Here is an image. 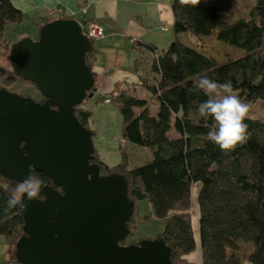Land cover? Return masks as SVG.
Returning <instances> with one entry per match:
<instances>
[{
    "label": "trees",
    "instance_id": "obj_1",
    "mask_svg": "<svg viewBox=\"0 0 264 264\" xmlns=\"http://www.w3.org/2000/svg\"><path fill=\"white\" fill-rule=\"evenodd\" d=\"M171 9L173 39L151 59L154 76L143 81L148 96L122 90L110 99L122 115V138L146 150L147 158L128 166L130 151L120 146V160L108 165L96 149L93 153L101 173L124 175L127 195L134 202L129 233L121 243L148 238L143 233L134 236L140 225L135 218L141 216L138 202L146 199L149 209L145 215L163 225L150 238L165 240L173 264H196L186 257L196 248L191 223L192 191L196 186L201 264H264V121L247 115L246 141L231 151H222L207 138L215 121L201 117L197 111L199 103L208 97L203 92H189L197 77L206 73L219 83L231 81L242 100L264 102V0H255L246 17L230 19L209 0H200L196 6L171 0ZM23 17L11 0H0V55L12 44L5 37L6 26L21 22ZM50 20L33 21L36 31L31 36L37 38L40 25ZM183 31L198 39L215 33L244 53L217 62L212 55L182 42L178 34ZM95 51L93 46L86 54L91 69ZM3 70L0 66V72ZM1 78L0 86L7 88L4 83L14 81V87L7 89L24 96L31 95L23 94L20 87L31 83L39 92L38 98L31 97L45 100L34 83L16 74ZM90 92L74 106V114L93 135V113L86 105L91 100ZM150 96L155 97V111L150 108ZM32 173L39 175L44 185L53 184L42 171L34 169ZM16 184L15 179L0 176V236L7 242V257L15 262V244L24 233L23 217L18 207L7 208V200Z\"/></svg>",
    "mask_w": 264,
    "mask_h": 264
},
{
    "label": "water",
    "instance_id": "obj_2",
    "mask_svg": "<svg viewBox=\"0 0 264 264\" xmlns=\"http://www.w3.org/2000/svg\"><path fill=\"white\" fill-rule=\"evenodd\" d=\"M92 40L77 21L58 17L9 48L16 75L34 83L42 102L0 86V176L17 182L34 169L51 178L40 200L27 201L15 244L20 264H173L162 237L121 243L134 202L118 172L93 162L92 132L74 106L96 87L86 54ZM43 201V202H42Z\"/></svg>",
    "mask_w": 264,
    "mask_h": 264
},
{
    "label": "crops",
    "instance_id": "obj_3",
    "mask_svg": "<svg viewBox=\"0 0 264 264\" xmlns=\"http://www.w3.org/2000/svg\"><path fill=\"white\" fill-rule=\"evenodd\" d=\"M11 1L25 16L23 23L33 27H36L33 22L35 20L55 19L67 16L81 6L88 7L90 15L103 30V37L92 42L96 50L92 60L96 87L94 93L102 95L99 97H103V101L107 96L112 97L122 90L144 97L142 95L146 93L143 81L154 76L150 71V63L156 55V45L160 44L165 48V44L173 38H163L158 33V28L160 31H167L161 29L163 25L169 26L170 29L172 27L171 0ZM58 7L62 9V14L56 11ZM150 47H155V50ZM194 238L196 248L186 257L196 264H201L198 232Z\"/></svg>",
    "mask_w": 264,
    "mask_h": 264
},
{
    "label": "rangeland",
    "instance_id": "obj_4",
    "mask_svg": "<svg viewBox=\"0 0 264 264\" xmlns=\"http://www.w3.org/2000/svg\"><path fill=\"white\" fill-rule=\"evenodd\" d=\"M216 4L219 10L228 18H234L239 16H247V11L251 5L255 3V0H209ZM25 16L21 22L15 24H9L5 28V37L8 41L12 43L17 39L23 36H31L33 32L36 31L35 27L32 25L24 24ZM165 26V25H163ZM169 29V30H168ZM166 32L160 31L158 28V33L161 37H173V31L167 26ZM179 39L195 48L200 49L206 55H212L217 62L226 61L229 58H236L244 53L241 48L230 45L220 39H218L215 33H210L205 36H201V39H198L196 36L192 35L190 32L183 31L178 34ZM173 39V38H172ZM170 39V41L172 40ZM169 41V42H170ZM168 42V43H169ZM167 43V45H168ZM158 44V43H157ZM165 44L164 47L167 46ZM157 52H162L163 46L158 44L156 45ZM0 66L5 68L2 72H0V83H3L2 76L3 75H15L13 73V67L10 61L9 49H6L0 55ZM154 75V74H153ZM7 88H13L16 83L6 82L4 83ZM20 91L23 94L29 93L32 97L38 98L39 92L36 90L31 83L22 85L20 87ZM134 95L141 96L140 94L134 93ZM102 95H98V93H94L89 102L87 101L86 105L89 109L92 110V122H90L91 129L94 130V134L92 135V140L94 147L99 155V157L108 165H114L120 160V146H124L129 152V160L131 166L133 163L142 162L147 158L146 150L138 147L131 146L127 144V142L122 138V115L119 111L118 106L114 101L110 100V103H105L103 101V97H99ZM147 97L146 95H142ZM111 99V97H110ZM154 96H150V108L155 111L154 107ZM249 104V112L247 115L251 117H259L264 121V102L261 100H252L247 101ZM195 194H196V186L192 191V207L191 211H194L191 217V223L193 228V233L197 232V213L196 204H195ZM140 214L141 216L135 217L136 223H139V229H137L135 233V237L140 233H143L146 237H152L156 231H160L163 228L161 223H157L156 219L149 218V216L145 215L148 213V203L146 199H141L139 202ZM145 227V228H144ZM7 242L3 236H0V264H20L19 262H15L13 260H9L6 254L7 250ZM5 261V262H3ZM3 262V263H2Z\"/></svg>",
    "mask_w": 264,
    "mask_h": 264
},
{
    "label": "clouds",
    "instance_id": "obj_5",
    "mask_svg": "<svg viewBox=\"0 0 264 264\" xmlns=\"http://www.w3.org/2000/svg\"><path fill=\"white\" fill-rule=\"evenodd\" d=\"M182 4L196 6L200 0H181ZM189 92H203L208 99L199 103L197 111L205 119L211 117L215 126L207 132V138L222 151H231L247 139V124L244 123L249 112V104L242 100L234 91L231 81L219 83L206 73L195 80ZM45 187L43 179L29 173L17 182L7 200V208L25 210L27 201L40 200ZM43 202V201H42Z\"/></svg>",
    "mask_w": 264,
    "mask_h": 264
},
{
    "label": "built area",
    "instance_id": "obj_6",
    "mask_svg": "<svg viewBox=\"0 0 264 264\" xmlns=\"http://www.w3.org/2000/svg\"><path fill=\"white\" fill-rule=\"evenodd\" d=\"M56 11L59 14L63 13L60 7L56 8ZM62 17H69L75 19L81 28V32L88 38H90L92 41L103 37L102 28L97 23V21L90 15L88 7L86 5L81 6L77 10L72 11L69 15ZM161 29H167V26H162ZM104 101L109 102L110 97L107 96Z\"/></svg>",
    "mask_w": 264,
    "mask_h": 264
},
{
    "label": "flooded vegetation",
    "instance_id": "obj_7",
    "mask_svg": "<svg viewBox=\"0 0 264 264\" xmlns=\"http://www.w3.org/2000/svg\"><path fill=\"white\" fill-rule=\"evenodd\" d=\"M54 187H56L60 192L62 191L60 187H58V186H54Z\"/></svg>",
    "mask_w": 264,
    "mask_h": 264
}]
</instances>
